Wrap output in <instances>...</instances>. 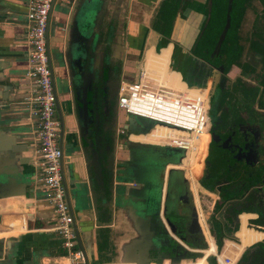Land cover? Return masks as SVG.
I'll use <instances>...</instances> for the list:
<instances>
[{"label": "crops", "instance_id": "obj_1", "mask_svg": "<svg viewBox=\"0 0 264 264\" xmlns=\"http://www.w3.org/2000/svg\"><path fill=\"white\" fill-rule=\"evenodd\" d=\"M102 1L96 9V15L91 19L85 14L82 15L80 6L76 4L77 0H54L48 21L47 52L56 96V117L59 112L64 124L63 179L68 190L74 225L82 245L83 264H134L129 262L126 253L140 233H143V229L141 225L139 230L135 228L134 219L139 214L135 212V207L130 206L133 200L131 198L142 195L145 178L140 177L141 168L147 166L152 169V164L141 158L140 149L136 146L168 147L132 141V135H129L139 133L133 131L134 126L129 125L127 115L121 110L119 131L124 129L125 134L118 132V137L121 136L122 141L117 143L116 137L111 146L107 131L104 130L90 147L87 138L76 130L75 119H82L78 116L77 98L81 95L83 77L92 76L93 80L98 63L104 62L107 57L114 56L120 60L123 80L132 82L139 79V74L144 69L142 61L147 60L146 52L150 48L157 54L153 58L154 62L150 63L151 67L167 57L170 62L172 52L176 54L178 49L187 53L199 32L203 0L180 1L179 6L183 11L173 22L169 38L162 36L154 28L156 14L164 0ZM72 31L76 32V37L71 42ZM26 34V0H0V134L3 129H8L23 143L34 146L33 120L23 103L30 85L25 77L29 51ZM163 49L169 52L163 55ZM69 50L71 54H68ZM129 57L133 61L124 64ZM184 60V54H180L173 60L170 68L169 63L167 64L165 81L170 78L168 70L175 68L182 72L181 67L186 62ZM156 70V67L150 70L152 78L156 76ZM178 90L200 94V88L178 87ZM92 98L90 91L87 100ZM148 127L149 124L145 122L142 130L145 131ZM162 128L153 129L142 141L163 142L161 139L171 130L167 129L159 137L158 133ZM29 154H21L19 157L26 158ZM194 156L195 153L182 164L167 159L160 161L164 166L162 184L145 182L148 196L154 200V204L158 201L155 197L160 192L159 216L168 232L170 230L163 217L162 207L165 195L172 192L171 172H181L186 180L184 173L178 168L186 166L189 175ZM109 157L112 167L107 162ZM87 161L88 164L96 162L95 172L91 165L87 168ZM89 173L93 178H88ZM34 174L35 168L32 165H17L16 189L13 188L7 197L0 198V239L6 241L0 243V264H77L68 258L58 233L50 230L54 225V215L52 208L39 193H35L31 185L30 179ZM187 184L197 215L204 216L201 200L205 194L195 199L188 181ZM172 198L177 200L176 195ZM154 204L151 202L153 206L148 214L151 219L157 212ZM179 213L175 210L172 216H178ZM28 214L30 218H27ZM141 218L146 219L144 214ZM201 224L208 235L209 245L206 243L203 249L192 250L200 258L196 257L181 264H217L215 253L221 256L224 254L223 258H230L235 264L264 263V239L251 244L252 237L250 243L246 240L249 237L238 235V239L230 234L229 236L240 240L244 246L238 256V249L233 248V252L226 250L225 242L232 240L222 239V246L218 249L203 222ZM169 235L176 239L172 233L169 232ZM209 251L215 253L209 254ZM242 256L244 258L240 261ZM165 264L170 263L167 261Z\"/></svg>", "mask_w": 264, "mask_h": 264}, {"label": "flooded vegetation", "instance_id": "obj_2", "mask_svg": "<svg viewBox=\"0 0 264 264\" xmlns=\"http://www.w3.org/2000/svg\"><path fill=\"white\" fill-rule=\"evenodd\" d=\"M233 4L238 6L239 11L241 10V17L235 20L236 28L233 34L229 35L225 50L221 51V45L217 47V43L225 26L229 29L230 18L226 13L222 30L216 37L215 33L222 24V15L214 22L212 17L215 16V6H233ZM202 6V21L198 34L192 40L194 44L187 53L181 49H178L176 54L172 52L169 68L180 54H184V61L187 63L182 65V72L176 69H174L176 71L169 70V77L171 81L184 87L200 88L202 97L208 94V115L210 110H213V117L209 116L208 135L202 138L197 154L195 152L188 177L195 199L205 194L210 200L209 209L205 211L204 216L199 215V220L200 223L203 222L213 243L219 249L222 240L221 245H219L220 240L215 241L211 234L212 229L217 230V235L234 234L239 239L237 230L240 229L242 216L246 214L252 215L247 224L249 232L243 231L240 236L252 237L250 243L253 244L261 239V236L253 231L264 232V0H244L234 3L229 0L226 4L223 0L220 2L203 0ZM204 27L208 32L207 39L204 38L203 43L198 46L196 42ZM211 32L212 36L209 35ZM194 52L199 53L201 57H196ZM121 66L122 62L113 56L107 57L102 63L100 61L96 67L91 90L93 98L89 100V110L93 113L97 139L113 119L108 105L109 89L110 83L118 82L119 86L123 79ZM193 74H197V79H191ZM118 132V123L114 124L111 133L107 131L111 146L118 137ZM142 132L143 130L137 133ZM131 140L140 141L137 137ZM151 166L152 169L147 166L141 168L140 177L145 178L142 195L131 198L133 199L131 204L134 201L142 208L140 211L135 210L139 214V219L153 222L157 227V233H160L157 234L160 238L159 243L161 240L166 241L160 243L158 252L151 253L155 261L149 264H165L167 261L170 264H181L191 260L192 250L196 249L192 245L197 244L199 238L206 246V238L203 237L192 201L190 203L185 196L182 197L177 203L179 207L177 209L185 204L189 212L187 215L179 213V216H172L169 206L172 194L169 196L167 192L162 212L169 232L176 239L170 237L159 216L160 192L159 196L156 195L155 200L157 198L158 201L154 204L145 187V182L162 184L164 166L162 163ZM150 201L157 207V212L153 215L155 217L152 219L148 216L153 206ZM143 214L146 219L141 218ZM168 217L171 218L170 222L167 220ZM194 218L198 221V233L189 232ZM162 228L166 231L163 232ZM225 245L234 247L240 252L244 249L240 240L226 241ZM211 253L209 251V254Z\"/></svg>", "mask_w": 264, "mask_h": 264}, {"label": "built area", "instance_id": "obj_3", "mask_svg": "<svg viewBox=\"0 0 264 264\" xmlns=\"http://www.w3.org/2000/svg\"><path fill=\"white\" fill-rule=\"evenodd\" d=\"M53 2L26 0L29 51L25 77L30 85L23 103L33 120L35 144L32 165L35 168L36 190L52 208L54 215V225L50 230L58 233L62 247L72 263L83 264L84 255L77 246L74 219L67 205L63 185V153L58 144L60 124L56 117V96L47 52L48 21ZM148 77L142 70L137 81L122 79L116 93V106L126 115L143 118L151 124L142 133L134 135H148L156 126L173 131L165 134L161 143H143L182 150V164L196 152L201 139L208 135V94L203 97L198 94L189 95ZM119 133L125 134V130L121 129ZM178 169L191 185L186 166ZM199 218L198 215L200 223ZM200 226L205 238L201 223ZM214 255L217 264H235L227 257L220 262L219 255Z\"/></svg>", "mask_w": 264, "mask_h": 264}, {"label": "water", "instance_id": "obj_4", "mask_svg": "<svg viewBox=\"0 0 264 264\" xmlns=\"http://www.w3.org/2000/svg\"><path fill=\"white\" fill-rule=\"evenodd\" d=\"M102 2H103L102 0H77L76 4L80 6L82 15L85 14L89 18L92 19L96 15L95 13L96 9L100 7ZM71 36H72L71 37V42H72L74 40V37H76V32L72 31ZM222 39H223V36L221 37V40ZM68 54H71V50H69ZM91 82H92V76L83 77V86L81 90V95L80 97L78 96L77 98V104L80 105V108L78 109L79 111L78 116H79V119L80 118L82 119H80L79 121L75 119L76 130L79 133L82 132V136L87 138L86 140L88 141L90 147H92L95 143L94 141L95 138H93L90 133L92 126L94 127V121L93 119L91 120V118H93V113L88 108V106L90 105V102L87 100V94L88 92L92 90ZM117 83L118 82L110 83V89H109L110 99H112L114 95L117 93V89H118ZM58 115H59V120H60L59 122L60 124L59 148L62 150L64 124L62 122L59 112H58ZM128 123L129 125L134 126L132 120H128ZM126 128H128V126H126ZM94 133L97 134L96 130L93 132V134ZM25 153H30V154L29 156H26V158L19 157L21 154H25ZM32 159H33V146H30L20 141L14 132L8 129L7 130L3 129L2 133L0 134V198L7 197L13 188L16 189L18 185L15 180V175L17 173V165H20V166L21 165H28V166L32 165ZM108 163L109 165H111L110 159L108 160ZM95 164H96L95 161H93L90 164H88V161H87V168H90V165H91L92 170L94 171ZM61 171H62V166H61ZM62 175H63V171H62ZM88 178H92L91 173L88 174ZM30 181H31V185H33V189L35 193H38L36 190L35 175L31 177ZM26 183H28V185L30 184V182H26ZM63 185L65 189L67 205L69 207L70 214L73 216L70 199L68 197V190L66 189V184L64 182V179H63ZM24 195L26 196V194ZM27 218H30V214L27 215ZM73 219H74V216H73ZM135 219H134V221L136 222V223L134 222L135 228L139 230L140 228L139 225H141V228L143 229V233L142 234L140 233L139 238L130 245L126 255L127 257H129L128 259L129 262H133L134 264H149L150 262L155 261L152 259L151 253H155L156 251L158 252V250L160 249L159 247L160 243L153 241L154 237L157 241L160 239L157 237V234L160 235V233H157V227L155 226L153 222H150L148 220H140L139 218H135ZM73 226L75 230L77 246L82 251V245H81L78 232L74 224ZM169 226H171L170 223H169ZM190 227H191L189 229L190 233L199 232L197 218H194L191 221ZM162 231L165 232L166 230L162 228ZM3 242H6V241L3 239H0V243H3ZM8 243L10 245V241H8ZM131 257L134 260H131L130 259ZM173 264H178V263H173Z\"/></svg>", "mask_w": 264, "mask_h": 264}, {"label": "rangeland", "instance_id": "obj_5", "mask_svg": "<svg viewBox=\"0 0 264 264\" xmlns=\"http://www.w3.org/2000/svg\"><path fill=\"white\" fill-rule=\"evenodd\" d=\"M166 52H169V51H165L163 53V55ZM146 55H147L146 69H147L148 76H150L152 78V73H151L150 70H152L153 67H156L157 68V70L155 71L156 76H153L152 79L157 81L158 83H162L163 84L164 82H166L165 81V79H166V71L168 69L167 68V64L169 63L168 57L164 58V60H162V59L159 60V61L156 60L157 63H155V65L153 64L152 67H151L150 63L154 62L153 58L157 57V54L154 53V51L150 48L146 52ZM163 55H160V56H163ZM132 61H133L132 57L126 58V60L124 61V64L131 63ZM191 79H197V74H193ZM184 88H187V87H183V89ZM116 99H117V95L115 94L113 99H110L109 103H108V105H109V107L111 109V113H112L113 119L111 121L112 125L110 124V125L106 126L105 130L109 131L110 133L113 130V127H114L115 123H118V126H120V115H119V109L116 107ZM209 116H210V118L213 117V110H210ZM57 118H59V115H57ZM127 119L133 121V125H134V130L133 131H135V132H141L142 128H143V126H144V124L146 122L145 119L139 118V117H135V116H132V115H127ZM166 130H167L166 128H162V131L160 130L159 133H158L159 137H160L161 134L164 135ZM130 138L135 139L134 136H131ZM120 141H122V137L121 136L117 137V143H119ZM58 143H59V139H58ZM138 147L140 149V152H139L140 154L139 155H141V158H143L145 162L151 163L152 165H157V164L160 163V161H162L164 159L170 160L172 162L179 163L180 159H181V151H178L177 149L159 148V147H155V146H145V145L136 146V148H138ZM144 161H142V162H144ZM200 173L203 174L202 171H200ZM177 175L178 174L175 171L171 172L170 186L174 190V192H176L175 190L177 189V186H176ZM187 188H188V186H187ZM169 196H170V192H169ZM172 197H175V194H173ZM172 197L170 196L171 199H170V203H169L171 214L176 210V211H179L180 213H183V214L187 215V213L189 212L187 205H185V204L182 205V207L178 210L177 209V208H179L178 204H177L176 201L173 200ZM132 205L135 207V209H137L139 211L142 209L139 206V203H133ZM209 206H210L209 198L206 195H204V197L202 196L201 209H202V212L204 214H205V211H207L209 209ZM253 233H256V234L260 235L261 239H264V232L262 233V232H258V231H253ZM211 234L214 237L216 242H218V240H220L219 239V235H217V230L216 229H212V233ZM204 235H205V238H206L207 243L209 245V239H208V235L206 234V231L204 232ZM239 236H240V234H239ZM153 241L159 242V240L157 241L155 239V237L153 238ZM160 243L161 244L162 243H166V241L161 240ZM227 248L229 249L230 246H228ZM187 261H189V260H187Z\"/></svg>", "mask_w": 264, "mask_h": 264}, {"label": "trees", "instance_id": "obj_6", "mask_svg": "<svg viewBox=\"0 0 264 264\" xmlns=\"http://www.w3.org/2000/svg\"><path fill=\"white\" fill-rule=\"evenodd\" d=\"M181 0H164L162 2V5L159 7L158 9V12L156 14V18H157V23L154 25V28L155 30L162 34L163 36H166V37H169L170 35V32H171V29H172V24L173 22L176 20V18L181 15V12L183 11V9L179 6V3H180ZM220 2V0H214V2ZM232 3L234 2H238V1H244V0H230ZM223 2L226 4L227 2H229V0H223ZM213 6H211V9H212ZM226 13L229 15L228 17L230 18V26H229V29L228 27L225 26L221 36H220V39L217 43V47L220 46V50L223 51L225 50V44L228 42L229 40V35L230 34H233L235 28H236V23H235V20H238L240 17H241V10L239 11L238 9V6H215V16L213 15L212 17V20L213 22L219 18L220 15H222V24L221 26L219 27L218 31L215 33L216 37H218L220 31L222 30V25L223 23L225 22V16H226ZM229 20V19H228ZM200 36L198 37V42H196V45L200 46L203 41H204V38H206V34L208 33L207 32V29L204 27V29L201 30L200 32ZM209 35H213V33L211 32ZM209 36V37H211ZM223 36V39L221 40V37ZM208 37V36H207ZM221 40V41H220ZM222 43V44H221ZM214 44V42L212 43ZM216 47V49H217ZM195 53V52H194ZM195 56L200 58L201 55L199 53H195ZM77 107L78 109L80 108V105L77 104ZM93 118H91L92 120ZM92 129L95 131L96 129H94V127L92 126ZM90 130V133H91V136L93 138H97V134H93V130ZM178 151H181V157H183V151L182 150H179L177 149ZM93 178V176H92ZM187 181L182 177V173L179 172V174L177 175V182H176V186H177V189L175 190L176 192H174V190L172 189V192H170V194H175L176 195V202L178 203L182 197H186L188 199V201L191 203L192 201V197H191V194H190V191L188 190L187 188ZM179 216V215H178ZM252 217L251 214H246L244 216H242V223L240 225V229H238V235L241 234L243 231H248V227H247V224L250 222V218ZM170 217L167 218L168 222H170ZM249 232V231H248ZM219 239H220V242H219V245H221V240L222 239H229V240H233V241H236V239L232 236H229L227 234H220L219 235ZM247 242H251V238H247L246 239ZM262 240V239H260ZM260 240H257L260 241ZM193 248H198V249H203L205 247V244L203 243V241L201 240V238H199V241L197 244L195 245H192ZM199 255L193 253L192 254V258H196L198 257ZM200 258V257H198ZM197 258V259H198ZM244 258V256H242L241 260L242 261ZM195 259V260H197Z\"/></svg>", "mask_w": 264, "mask_h": 264}, {"label": "bare ground", "instance_id": "obj_7", "mask_svg": "<svg viewBox=\"0 0 264 264\" xmlns=\"http://www.w3.org/2000/svg\"><path fill=\"white\" fill-rule=\"evenodd\" d=\"M146 63H147V61H146V59L144 60V61H142V68L144 67V69H143V71H145L146 73H147V69H146ZM168 76H169V70H168ZM148 78H150L151 79V77H148ZM155 81V80H154ZM157 82V81H156ZM158 83V82H157ZM159 84H162V83H159ZM163 85H166V86H169V87H171V88H174V89H176V90H178V87H184V86H182V85H180V84H178V83H176V82H173V81H171L170 80V78H167V81L166 82H164V84ZM185 93H187V94H189V95H194V94H192V93H188V92H185ZM159 127H161V126H156L154 129H156V128H159ZM163 128H165V127H163ZM167 129V128H166ZM168 133H173V131H170V132H168ZM167 133V134H168ZM132 136H135V137H137L140 141H142L143 140V138L145 137V135H132ZM202 140V139H201ZM142 142H145V141H142ZM200 144H201V141H200ZM200 146V145H199ZM198 150H199V148L196 150V154H197V152H198ZM191 156V155H190ZM190 156L188 157V158H190ZM227 245V244H226ZM225 245V246H226ZM234 247H230L229 249L226 247V250L227 251H231L232 249H233ZM237 250V249H236ZM231 252H233V251H231ZM212 253H215V252H212ZM242 252H240L239 250H237V255L239 256L240 254H241ZM224 255V254H223ZM223 255L222 256H220L219 255V260H220V262L222 261V258H223ZM185 262H187V261H184L183 263H185ZM189 262V261H188Z\"/></svg>", "mask_w": 264, "mask_h": 264}]
</instances>
